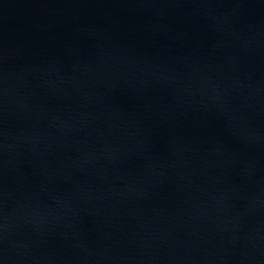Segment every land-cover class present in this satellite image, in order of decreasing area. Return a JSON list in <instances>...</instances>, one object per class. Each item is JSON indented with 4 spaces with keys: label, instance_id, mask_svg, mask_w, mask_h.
I'll return each instance as SVG.
<instances>
[{
    "label": "water",
    "instance_id": "obj_1",
    "mask_svg": "<svg viewBox=\"0 0 264 264\" xmlns=\"http://www.w3.org/2000/svg\"><path fill=\"white\" fill-rule=\"evenodd\" d=\"M0 264H264V0H0Z\"/></svg>",
    "mask_w": 264,
    "mask_h": 264
}]
</instances>
